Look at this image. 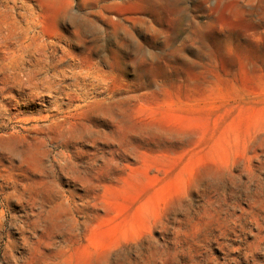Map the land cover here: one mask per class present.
Segmentation results:
<instances>
[{
    "label": "rangeland",
    "instance_id": "1",
    "mask_svg": "<svg viewBox=\"0 0 264 264\" xmlns=\"http://www.w3.org/2000/svg\"><path fill=\"white\" fill-rule=\"evenodd\" d=\"M0 24L84 73L0 90V264H264V0H0Z\"/></svg>",
    "mask_w": 264,
    "mask_h": 264
},
{
    "label": "bare ground",
    "instance_id": "2",
    "mask_svg": "<svg viewBox=\"0 0 264 264\" xmlns=\"http://www.w3.org/2000/svg\"><path fill=\"white\" fill-rule=\"evenodd\" d=\"M3 14H5V18L3 20L4 23L7 21V19H13L16 21L17 17L27 18L29 16H32L34 12L31 10H13L7 11ZM34 36L35 34L33 36H27L25 38V40L32 39V42L28 44L17 43L16 51H11L14 45L11 42L10 33H5L0 24V70H2L0 90L3 91L5 89H8L9 87H12V82H17V84H19L20 95L25 97V90L28 89L30 91L28 92L26 97L32 99L34 96L40 93L42 94V91H52L53 87L59 80L65 82L66 79H70V81L72 80L69 84L70 86H79V84L84 80V73L82 74L78 71L79 63L82 59L80 57L73 56L69 48H63V46H60L59 43L55 40H41L40 42H37V39L39 37ZM67 45L70 46L71 44L67 43ZM59 48L62 50V53L60 55L58 54ZM15 52L18 54L16 56L19 57V64L12 67L7 63L11 64L10 60L8 59L10 58V54ZM69 60H76L77 62L69 63ZM56 89L57 91H60L61 88L59 87Z\"/></svg>",
    "mask_w": 264,
    "mask_h": 264
}]
</instances>
